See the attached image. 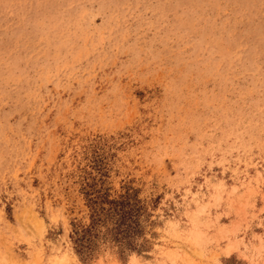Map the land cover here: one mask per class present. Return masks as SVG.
<instances>
[{
    "label": "rangeland",
    "instance_id": "rangeland-1",
    "mask_svg": "<svg viewBox=\"0 0 264 264\" xmlns=\"http://www.w3.org/2000/svg\"><path fill=\"white\" fill-rule=\"evenodd\" d=\"M0 264H264V0H0Z\"/></svg>",
    "mask_w": 264,
    "mask_h": 264
},
{
    "label": "trees",
    "instance_id": "trees-1",
    "mask_svg": "<svg viewBox=\"0 0 264 264\" xmlns=\"http://www.w3.org/2000/svg\"><path fill=\"white\" fill-rule=\"evenodd\" d=\"M86 197L90 208L89 222L75 230L73 239L77 250L90 246L100 224L105 225V231L115 240L131 243L133 233L138 231L134 214L139 207L138 200L128 192L109 197L106 191L99 189L86 192Z\"/></svg>",
    "mask_w": 264,
    "mask_h": 264
}]
</instances>
